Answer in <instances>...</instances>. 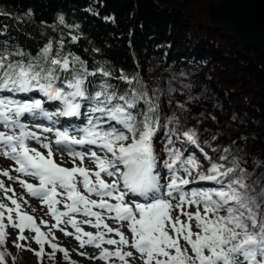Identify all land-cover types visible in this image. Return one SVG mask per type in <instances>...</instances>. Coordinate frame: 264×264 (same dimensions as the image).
<instances>
[{"label":"snow or ice","instance_id":"6c2138e0","mask_svg":"<svg viewBox=\"0 0 264 264\" xmlns=\"http://www.w3.org/2000/svg\"><path fill=\"white\" fill-rule=\"evenodd\" d=\"M59 24L80 27L63 16ZM68 35L73 44L81 39ZM0 37V157L12 162L0 177L22 189L0 179V264H14L12 248L32 252L37 264H77L56 232L78 249H98L78 255L103 264H264V160L250 169L231 145L217 151L205 141L212 155L195 129L180 130V113L199 101L191 83L168 82L169 104L171 94H188L162 124L160 88L138 73L90 66L63 36L35 54L3 28ZM30 198L51 223L25 210Z\"/></svg>","mask_w":264,"mask_h":264},{"label":"trees","instance_id":"16d2710c","mask_svg":"<svg viewBox=\"0 0 264 264\" xmlns=\"http://www.w3.org/2000/svg\"><path fill=\"white\" fill-rule=\"evenodd\" d=\"M208 1L0 0V13H3L0 15V28L4 29L5 37H11L32 54L49 39L55 42L63 36L66 49L86 60L90 66L99 62L117 74L119 69L130 75L138 73L149 87L151 79L144 71L143 60L150 51L162 52L166 46L171 49L164 50L163 56L169 59L174 45L184 39L186 21L182 20L181 15L191 16L194 18L191 22L205 26L203 21L207 19ZM60 16L64 17L66 24H78L79 29L60 25ZM70 31L81 36L78 43H70ZM205 51L204 45L197 41L191 50L195 59L189 60L186 58L188 52H184L177 63L198 66ZM253 69L255 78L264 84L263 70L257 65ZM208 132L211 138L217 137L213 144L218 150L231 145L230 153L235 157L238 155L232 147V141H236L234 146L240 150L244 148L247 139L243 133L231 128H215ZM240 137L245 139L241 140Z\"/></svg>","mask_w":264,"mask_h":264},{"label":"rangeland","instance_id":"374dc122","mask_svg":"<svg viewBox=\"0 0 264 264\" xmlns=\"http://www.w3.org/2000/svg\"><path fill=\"white\" fill-rule=\"evenodd\" d=\"M181 17L182 20L186 21L184 39L174 45L169 59H165L163 56L164 50L171 49L166 46L162 52L158 50L150 51L146 59L143 60L144 71L151 79L149 88L158 86L161 91V123L163 124L167 117L172 115L175 105L184 102L188 94L187 91L171 94L172 103L169 104V94L166 91L168 82L171 80L173 85L191 83V93L199 97V101L192 102L189 110L180 113L182 116L187 117L185 121L181 122L180 130L195 129L201 146L212 155L214 154L211 153L208 145L204 143L208 141L212 147L216 148L211 133L208 132L209 130L231 128L243 133L247 138L244 148L239 150L234 145L232 147L238 155L237 158L244 157L247 160V166L251 169L256 160H264V133L262 131L264 123L261 122L262 126H260L259 118L255 115V113L264 115V84L255 78L253 69L257 65L263 70L264 75V56L257 49L242 48L223 30L214 27L208 28L210 24L207 19L203 21L205 26H201V24L196 25L193 21L191 22L194 19L191 16L181 15ZM197 41L203 44L206 49L198 66L184 62L177 63L179 56L184 52H188L186 58L188 57L189 60L195 59L191 55V50ZM200 113H204V116H201ZM233 115L237 116L236 120L232 119ZM209 116H215L216 120L209 119ZM162 138L163 129L157 133V138H155L158 149L161 148ZM184 147L187 152L192 150L197 157H200L199 150L195 146L185 143ZM217 151L219 150L217 149ZM11 163V161L0 157V169L9 168ZM85 165L94 167L87 160ZM204 166L206 168L207 164L205 163ZM0 179H4L6 185L11 184L15 188V183L4 177H0ZM17 193L20 194L22 191H17ZM30 203L31 207L25 206L28 213L37 214L39 219L44 216L51 223V217L46 215V207H41L39 201L31 198ZM79 218L83 219V217ZM109 224L114 225V222L109 221ZM85 228L91 229L87 226ZM10 231L14 232L15 230L10 229ZM25 235L31 234L26 231ZM56 235L59 237V244L69 250L72 260L76 261L77 264H103L102 261H93L85 256L78 255V250L92 255L98 253V249L88 246L84 249H78V242L72 237H65L60 232H56ZM33 246H35L34 248L38 247L35 244ZM45 248L47 251V245ZM11 251L15 257L14 264H17L19 257L27 252L16 248H12ZM33 257L37 260L34 254ZM57 257L61 259L62 254L57 253ZM66 262L63 261V264ZM46 264H55V262L48 260Z\"/></svg>","mask_w":264,"mask_h":264},{"label":"water","instance_id":"95a60500","mask_svg":"<svg viewBox=\"0 0 264 264\" xmlns=\"http://www.w3.org/2000/svg\"><path fill=\"white\" fill-rule=\"evenodd\" d=\"M206 14L212 27L264 56V0H210Z\"/></svg>","mask_w":264,"mask_h":264},{"label":"bare ground","instance_id":"6f19581e","mask_svg":"<svg viewBox=\"0 0 264 264\" xmlns=\"http://www.w3.org/2000/svg\"><path fill=\"white\" fill-rule=\"evenodd\" d=\"M255 115L259 118V125H261V122H263V118H264V115H259L258 113H255ZM257 128H258V124H257ZM263 133H264V128L262 129ZM157 138V137H156ZM155 144H156V147L158 149V146H157V142L155 140ZM161 148H162V145H161ZM189 153H194L192 150L188 151ZM195 154V153H194ZM196 155V154H195ZM18 188H20V186L18 185ZM32 247L34 248L35 246L32 245ZM48 262V259L47 257H45V264ZM17 264H37V260L33 257V253L30 252V251H27L25 255H22L21 257H19L18 261H17ZM64 264H68V262L64 263Z\"/></svg>","mask_w":264,"mask_h":264},{"label":"flooded vegetation","instance_id":"af4514ba","mask_svg":"<svg viewBox=\"0 0 264 264\" xmlns=\"http://www.w3.org/2000/svg\"><path fill=\"white\" fill-rule=\"evenodd\" d=\"M209 27H211V26H209ZM209 27H208V28H209Z\"/></svg>","mask_w":264,"mask_h":264}]
</instances>
